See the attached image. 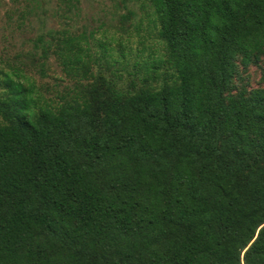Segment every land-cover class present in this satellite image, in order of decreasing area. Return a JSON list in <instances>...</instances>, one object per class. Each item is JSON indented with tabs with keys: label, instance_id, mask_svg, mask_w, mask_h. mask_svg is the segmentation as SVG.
Wrapping results in <instances>:
<instances>
[{
	"label": "trees",
	"instance_id": "1",
	"mask_svg": "<svg viewBox=\"0 0 264 264\" xmlns=\"http://www.w3.org/2000/svg\"><path fill=\"white\" fill-rule=\"evenodd\" d=\"M150 8L139 84L68 30L60 105L0 71V264H264V87L234 92L264 59V0Z\"/></svg>",
	"mask_w": 264,
	"mask_h": 264
},
{
	"label": "rangeland",
	"instance_id": "2",
	"mask_svg": "<svg viewBox=\"0 0 264 264\" xmlns=\"http://www.w3.org/2000/svg\"><path fill=\"white\" fill-rule=\"evenodd\" d=\"M147 10L151 11L150 0H0V71L24 72L46 101L60 105L80 85L66 75L54 53L62 32L68 30L72 39L90 44L102 59L94 65L95 72L106 78L119 76L124 87L132 80L139 84L146 74L144 62L160 55ZM239 70L234 92L264 87V59Z\"/></svg>",
	"mask_w": 264,
	"mask_h": 264
}]
</instances>
